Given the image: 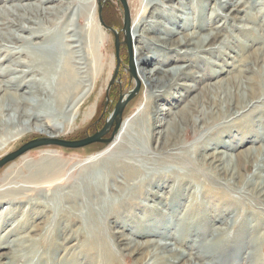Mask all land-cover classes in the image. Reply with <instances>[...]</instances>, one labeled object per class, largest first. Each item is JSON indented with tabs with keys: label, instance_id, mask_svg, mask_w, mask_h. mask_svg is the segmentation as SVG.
<instances>
[{
	"label": "rangeland",
	"instance_id": "1",
	"mask_svg": "<svg viewBox=\"0 0 264 264\" xmlns=\"http://www.w3.org/2000/svg\"><path fill=\"white\" fill-rule=\"evenodd\" d=\"M29 1L32 2V0H28V3ZM97 1L98 0H92V4L88 7V12L92 18V23L99 25L104 30V38L97 48L98 56L103 60L112 57L114 68L106 83H103V81V84L97 83L98 85H95L92 83L90 85V87L92 86L90 88V90H92L90 91L92 96L89 102H87L88 104L86 103L85 106L82 107L81 111L75 113L73 116L65 114L63 117V120H66L65 126H62L58 131L54 132V134L58 133L56 136H58L57 139L60 140L75 141L92 136L95 132L102 129L105 121L109 119L112 114L113 108L118 100L122 98V101H125L129 93L138 87V92L123 108L119 128H121L124 121L125 126L132 123L135 121L134 119L137 118L138 111L144 108L146 98L149 94L147 84L138 77L134 59V44L130 35V54L127 45L124 43L125 35L122 31L123 7L120 1L99 0L102 23H100L98 19L99 4ZM145 2L146 0H144L143 4H145ZM183 2V5H181V3H178L177 6L175 5L174 8H176V11L175 9H171L172 13L174 12L175 14L176 12V18L164 17L158 19L160 30L163 33L169 31V29L172 30V34L169 37L170 39H175L177 36H180L179 33L181 31H184V33L191 32V26H187V23L191 22L193 18L196 19V16L193 17V15H191L189 7L192 5V7H195L197 4L198 13H196L200 18L207 19L211 14L214 19L213 26L217 28H215L212 33L218 34L215 40V46H213L215 49L219 48V44L224 40H228V38L233 44L239 42V40H244V42H246V37L244 35H239L235 30L237 27H241V25L252 27L254 30L259 29L257 26L249 23H241V21L235 20L233 14L231 17L223 18L225 15L230 14V8H219L218 2L215 0L203 1L204 3L201 5L196 3V0H184ZM25 3H27V1L20 2L19 0H10L7 2L6 0H0V13L4 15L5 12L3 11H13V6H20ZM125 3L128 9L130 27V0H125ZM152 3H157L160 6L159 9L161 13H171L170 7L168 5H163L160 0H152ZM248 6L249 9L246 13L256 12L258 3L250 1ZM177 10H180V12H177ZM246 13H235V15L242 17ZM146 20L155 21L154 18L149 17ZM262 20L263 21L260 23H262L264 27V15ZM73 21L75 22L76 28L80 27L78 17H73ZM87 22L88 20L83 21V24H87ZM51 32L53 36L48 40L49 42L53 41L55 38L54 36L59 35L58 33H62V30L52 29ZM128 32L130 34V30H128ZM175 32L178 33L176 34ZM15 34L19 37H28L27 33L17 32ZM156 35L164 37L163 34L158 33ZM115 36L118 40V69L113 82H111L117 64L114 46ZM263 46L262 41L256 45V47L262 48ZM61 47H58L57 43L54 42V49H57V53L59 52V48L62 49ZM32 49L39 48H36V46H29L25 43H17L15 45L14 43L4 42L0 45V55L3 57L9 51H32ZM204 49L206 50L208 48ZM235 49L236 50L233 51L227 48H220L218 52L213 51L210 54L205 51L198 53L197 55L199 58L189 64L191 65L189 71L193 70L195 72L194 76L198 79L204 77L203 82L199 84L198 79H179L176 81L175 88L170 90L169 94H165L162 101H158L155 104L156 109L165 108L173 113H178L185 108L186 102L191 96L193 97L200 94V89L204 85L213 84L222 79L225 81L228 77H237V79L240 80H242L243 77H249L251 73L254 72L255 67L251 68L248 73H244V70L249 66V64L243 63L244 58L247 56V52H240V48L238 49L235 47ZM161 53L162 52H156L155 55L159 56ZM61 54V57L65 56V53L61 52ZM22 59L23 58L17 60L22 61ZM129 61H131L134 70L133 77H131L129 73ZM186 65L188 64H183V66ZM3 67L5 69H13L15 66L9 64V62L0 63V72L1 69H4ZM151 67L152 66H149L148 69ZM170 67H172V65H169L167 68L169 69ZM18 69H20V67ZM17 76L18 74L8 75L7 79ZM7 79L4 78V81H7ZM182 83L193 88L197 87V89L195 91H187L184 88L180 89L179 85ZM25 85L29 87V84ZM109 88H111L110 93H108ZM202 94L203 93H201V95ZM212 97L213 94L210 93V98ZM25 98L29 101H34V98ZM46 103L47 111L52 114V120L55 121V117L53 116H56L58 109L54 103L53 96ZM13 104L14 100L9 98V96L3 101L4 106ZM87 108L91 111L88 110L89 112L86 113ZM27 109L28 107H24L20 110L23 111ZM91 113V120H87V123H85V118H88ZM8 116H10V120L13 123L11 126L13 127L7 126L0 128V141L5 140L10 134H13V132L15 133L17 130H19V132L24 130V133L21 132L20 136L13 137L12 140L22 138L14 147L9 148L1 155L0 159L4 155L16 151L25 143L34 139L43 138V135L49 133L48 130H46V132L43 131L41 124L31 125L25 118H19L23 126L16 127L14 125L17 123V114L11 112ZM4 119V115H0V120L4 121ZM162 120H168V117L158 115L154 125H157V123ZM223 125L225 126L224 130H226L223 135H227L228 138L224 137V142H222V144L214 148L200 150L196 155L190 154L186 157L196 163V166L192 168V170L190 169L187 174L188 176L190 174L196 175L198 178L195 182L190 180V177L187 176L182 180V185H177V189L173 194L168 193L169 187L167 186L165 188L166 190L156 189L155 191H157V194L153 198H137V201L141 202L140 207L136 208V210H130L132 214L127 217L124 216L125 218L123 217V219L121 217L117 224L112 220L108 222L111 216L110 218L107 216L115 214L108 204L113 203V200L115 202L120 197L129 196L130 198L135 196V194L128 193L125 190L121 192L117 187L123 188V183L117 176H112L113 180H111V178L104 179V177H102L105 173H108L109 170V163H107V161L117 157H124L125 155L126 159L124 160H126V162L147 169V171L145 169V171L138 176V178H144L148 176V173L153 171L155 173H164L169 170L186 172V170L183 169L187 164L186 161L184 160L182 164L179 160H176L184 158L181 151L171 149L166 155H161L153 151V148L157 146L155 142L148 144V141H144L143 139H139L138 141L141 144H146L147 142L146 147H144L146 150L142 148L135 152L132 151V156L124 149L114 150V146L108 148L107 145L109 144L103 145V143H93L78 149H68L52 145L33 149L14 162L6 164L0 169V192L3 193L0 195V202L2 203L0 204V214H4V212L6 214L7 212L6 216L9 220L8 223L6 222L5 227L13 223L16 224L17 222L23 221L24 223L22 228L13 232L9 239H6L2 232L0 233V243L2 244L5 241L7 244L6 246H8L4 249L1 248L0 253L4 251L7 252L9 249L8 251L12 254H21L22 258L17 262L18 264H30L31 260L29 257L34 262L31 261V264H141L139 261L146 256L148 252L154 250L153 246H148L140 251L138 255L129 258L127 252L123 250L127 241L120 242L117 239V237H126L136 242L152 241L159 244L167 243L166 250L168 249L169 251L180 253L179 256L164 259L162 264H264V197L260 196V191L264 183L262 186H258L260 183L264 182V171L261 169L257 171L256 169L257 166H263L264 163L256 164V162L251 161L249 164H245L241 173L244 175L245 179H247L248 183H244L240 186L237 185L236 182L230 180L229 177L224 178L220 176L216 172L214 166L211 167L208 164L203 166L200 164L202 158L216 152L225 154L227 160L235 156L238 152L247 149H251L252 155L256 156L257 149L261 148L262 151L260 155H264V103L255 104L248 112L244 110V112H240L239 114L231 113L228 116L225 115L222 120L216 123L214 122L210 129L204 130L206 132L209 130L207 133L213 135L219 132L221 130L219 129L220 126L224 127ZM113 127L114 124L105 135L107 137L103 136V139L109 138ZM154 131L159 130L156 128ZM205 131L204 134L206 133ZM117 133L115 135H117ZM156 136L157 135L154 134L155 138ZM199 138L198 135L194 136V134L190 132L188 137L183 139L182 144L183 146L190 147L194 143H197V141H201ZM178 162H180L181 167L178 165ZM149 165L152 166L150 167ZM86 167L90 168L85 170L84 168ZM144 168L142 169L144 170ZM148 169H150V171ZM82 170H85V173L93 177L87 181L79 180L77 177ZM257 174L259 176H256ZM41 176L48 182L46 185L39 183L30 184L27 182L29 178ZM211 178L213 179L210 180ZM39 186L49 187L45 190L36 191ZM97 187L101 190L103 188L104 191L102 190L101 193L98 192ZM17 189H19L18 192L16 191ZM21 189H25L26 191ZM11 190L14 192H10ZM112 192L113 195L111 194ZM31 195L32 197H30ZM69 196L71 197L69 198ZM3 198H5L4 201ZM22 199L24 200L18 202ZM35 203L38 205L33 206ZM105 206L108 208H105ZM13 207L19 210L17 215H13L9 212V209ZM88 210H91V213H89ZM25 211L27 213H25ZM45 216H48V219ZM98 217L100 219H98ZM84 220L85 222H83ZM94 222L96 225L93 224ZM101 224H103V226ZM139 226L142 228L139 233L143 235L139 234L140 236H136L134 234L138 231L137 228ZM5 227L0 226V231ZM43 228L48 230L45 231ZM104 229L107 230L104 231ZM43 232L46 233L43 235ZM113 232H119L118 235L115 236L116 238L113 237V235L111 236ZM85 235H87L88 238ZM103 236L106 237L103 238ZM36 239L39 241H36ZM17 240L18 242H16ZM101 240L104 241L102 242ZM15 242L18 244L16 245ZM87 248L90 249L88 253ZM106 248L113 252L111 256L107 255ZM92 252H95V254H92ZM26 253L29 255L27 256ZM115 254L117 255L115 256ZM91 255H94V257ZM101 255H104L105 259L104 256ZM25 256H27V258ZM32 256L34 258H32ZM96 257H98V259ZM39 259H41L42 262ZM106 261L107 263H105Z\"/></svg>",
	"mask_w": 264,
	"mask_h": 264
},
{
	"label": "bare ground",
	"instance_id": "2",
	"mask_svg": "<svg viewBox=\"0 0 264 264\" xmlns=\"http://www.w3.org/2000/svg\"><path fill=\"white\" fill-rule=\"evenodd\" d=\"M6 1L9 2L10 0ZM19 1H27V3L22 4L20 6H13V11H3L5 12V16L0 13V45L4 42L14 43L15 45L17 43H25L29 46H36V48L39 49H32V51H9L3 57H1L0 55V63L3 64L4 62H9V64H13L15 66L13 67V69H5L3 67L4 69H1L0 72V115H4L5 118L4 121L0 120V128L7 126L13 127L11 126L13 125V123L10 120V116H8L9 113L12 112L16 113L18 116L17 123L14 126L22 127L23 125L20 123L21 120H19V118H25L28 123H31V125L41 124L44 132H46V130L49 131L47 135H43V138L57 139L58 136H56V134L58 133L54 134V132L58 131L62 126H65L66 120H63L65 114L73 116L75 113L81 111L82 107L85 106L87 102H89L92 96V94H90V91H92L90 90V88L92 86L90 87V85L92 83L96 85L97 83H102L103 81V83H106L114 68V62L112 57L103 60L98 56L97 48L99 47V43L104 38V30L99 25L92 23V18L88 12V7L92 4V0H32V2L29 1V3L28 0ZM160 1L161 3H163V5H168L170 7L169 9L171 13H161V10L159 9L160 6L157 3H152V0H146L145 4H143L144 0H130L131 22L129 27V35L134 44L135 67L138 73V77L141 78L147 84L149 94L146 98L144 108L138 111V115L136 114L137 118L134 119L135 121L130 124H127L126 126L124 121L121 125V128H119L117 135H115L113 141H111V143H109L107 147L110 148L114 146V150L124 149L129 154H131L132 151L135 152L138 149L140 150L146 147L147 142L146 144H141L138 141L139 139H143L144 141H148V144L151 142H155L157 146L153 148V151L157 152L158 154L166 155L168 151L174 149L181 151L183 153V157L186 158L190 154L196 155L200 150H204L206 148H214L224 142V137L228 138L227 135H223V133L226 131L224 130V123H222L224 124V127L220 126L219 129L221 130L213 135L211 133H207L209 130L207 132L205 131L208 128L210 129L214 122L216 123L217 121L222 120L225 115L228 116L231 113L239 114L240 112H244V110L248 112V110H250L255 104L264 103V46L263 48L256 47V45L261 41L264 45V27L262 23H260L263 21L262 17L264 15V0H215L218 2L219 8H230V14L225 15L223 18L231 17V15L233 14V18H235V20L241 21V23H249L259 28L257 30H254V28L252 27L250 28L241 25V27H237V29L235 30L239 35H244L246 37V42H244V40H239V42L233 44V42H230V39L228 38V40L222 41L219 44V48L216 49L213 46H215V40L218 34H213L212 32L217 27L213 26L214 19L211 14L207 17V19H202V17L200 18V16L197 15L198 4L195 7H192V5L191 7H189V10H191V15H193V17L196 16L197 20L193 18L191 22L187 23V26H191V32L184 33V31H181L179 33L180 36H177V38L175 39H170L169 37L172 34V30L169 29V31L163 33L160 30V23L158 19L164 17L176 18V12L175 14L174 12L172 13L171 9H175L176 11V8H174L175 5L177 6L178 3H181V5H183L184 0ZM196 1V3H199V5H201L204 3L203 1L207 0ZM250 1L258 3V7L256 12L253 11L250 13H246V11H248L249 9L248 5L250 4ZM177 12H180V10H177ZM235 13L246 14L242 17H238V15H235ZM73 17L79 18L80 27H75ZM148 17L154 18L155 21H147L146 19ZM87 20V24H83V21ZM52 29H61L62 33H58L59 35L54 36L55 38L53 37V41L49 42L48 40L53 36L51 32ZM17 32L27 33L28 37L16 36L15 33ZM158 33L163 34L164 37L157 36L156 34ZM175 33L177 34L178 32ZM54 42L57 43L58 47L62 46V49H58V53L56 51L57 49H54ZM234 46L238 49L240 48V52H247V56L245 55L246 57L244 58L243 63H247L249 64V66L246 70H244V73H248L251 68L255 67L254 72H252L249 77H243V79L241 78L242 80L237 79V77H228L225 81L222 79L221 81H218L216 83L204 85L200 89V94L198 93L199 95L193 97L191 96L189 100L187 99L188 101L186 102L185 108H183L178 113H173L169 109L165 108L156 109L155 104L158 101H162L165 94H169V91L175 88L176 81H178L179 79H198L196 76H194L195 72L193 70L189 71V67L191 66L189 64H191L190 62H193L199 58L197 55L198 53L205 51L210 54L213 51L218 52L220 48H227L234 51L236 50ZM204 48L208 49L205 50ZM61 52L65 53V56L61 57ZM156 52L162 53L159 56H156ZM20 58H23L22 61L17 60ZM185 63H187L188 65L183 66V64ZM169 65H172V67L168 69L167 67ZM149 66L152 67L148 69ZM19 67L20 69H18ZM13 74H18V76L15 78L10 77L9 79H7L8 75L10 76ZM4 78L7 79V81H4ZM203 80L204 77H200L198 79L199 84L200 82H203ZM25 84H29V87H26ZM179 87L180 89L184 88L187 91H195L197 89V87L193 88L184 83L180 84ZM110 90L111 88H109L108 93H110ZM201 93L203 94L201 95ZM210 93L213 94L212 98H210ZM7 96L14 100L13 105H3V101L7 99ZM52 96L54 98L56 108L58 109L56 116H53L55 117V121L52 120V114L47 111L46 106V102L51 99ZM25 97L34 98V101H29ZM24 107H28V109L21 111L20 109ZM88 110L91 111L89 108H87L86 113L89 112ZM158 115L168 117V120H162L157 123V125H154L156 117ZM91 116L92 113L89 115L88 118H85V123H87V120H91ZM156 128H158L159 131H154ZM204 131L206 132L205 134ZM21 132L24 133V130L20 132L19 130H17L15 133L13 132V134H10L9 137L6 136L8 138H6L5 140L1 139L2 141H0V156L3 155L9 148L14 147L16 143L21 140L22 137L12 140L13 137L20 136ZM190 132H192L194 136L198 135L201 141H197V143H194L190 147L183 146L182 141L183 139H186L188 137V134ZM154 134L157 135L156 138L154 137ZM261 151L262 149L258 148L256 151L257 155L253 156L252 150L247 149L245 151L238 152L235 156L229 158V160H227V156L225 154H222V152H216L202 158L200 164L203 166L206 164L210 165L211 167L214 166L216 172L220 176H223L224 178L229 177L230 180L236 182V184L240 186L244 183H248L247 179H245L244 175L241 173L245 164H249L251 161L256 162V164L264 163V155H260ZM184 158L176 160H179L182 164L184 163V160L186 161L187 164H184V168L182 167L184 170H186V172L169 170L164 173H155L152 170L153 172L148 173V176L144 178H138V176H140L146 168H140L126 162V160H124L126 159L125 155L124 157H117L113 158L110 161H107V163H109V170L108 173H105L106 175H103L102 173V177H104V179L111 178V180H113L112 176H117L123 183V188H117H119L121 192L125 190L128 193L135 194V196L130 198L129 196L120 197L115 202L113 200V203L108 204L115 213L114 215L107 216L109 218L111 216L108 222L112 220L115 224L119 223V219L121 217L123 219L124 216L127 217L132 214L130 210H136V208L140 207L141 202H138L137 198H153L157 194V191H155L156 189L166 190L165 188L168 186V193H175L174 191H176L177 185H182L183 183L181 182H183L182 180L184 179V177L188 176V171H190V169L192 170V168L196 166L195 161L191 159L189 160L188 158ZM180 162H178L179 166ZM149 166L151 167L152 165ZM89 168L90 167H86L84 169L87 170ZM142 168H144V170ZM256 169L257 171L259 169L264 171V165L257 166ZM148 170L150 171V169ZM84 171L82 170L78 174L77 178L79 180L87 181L93 177L88 175ZM256 176L259 175L257 174ZM188 177H190L189 179L194 182L198 178L194 174H190ZM212 179L213 178H211L210 180ZM27 182H29L30 184L39 183L44 185L48 183L42 176L29 178ZM263 183L264 182L260 183L258 186H262ZM48 187L49 186H39L36 191L45 190ZM102 190L98 188V192L101 193ZM16 191L18 192L19 189H17ZM10 192L13 193L14 191L11 190ZM2 194L3 193L0 192V195ZM111 194L113 195V192ZM260 196L264 197V186H262L261 188ZM30 197H32V195ZM70 197L71 196H69V198ZM4 199L5 198H3V201ZM23 200L24 199L19 200L18 202ZM0 204L2 203L0 202ZM35 205L38 204H33V206ZM85 207L87 208L86 204ZM106 207L107 206H105V208ZM18 211L19 210L14 207L9 209V212L13 215H17ZM90 211L89 213H91ZM25 213L27 212L25 211ZM6 215L7 212L6 214L5 212L4 214H0L1 227H5L6 222L8 223L9 218ZM98 219L100 218L98 217ZM83 222H85V220ZM23 223V221L17 222L16 224L13 223L8 227H5L4 229H1L0 233L2 232L4 237L6 239H9L11 238L13 232H16L20 228H22ZM93 224L96 225L95 222ZM101 225L103 226V224ZM141 229V226H139L137 228L138 231H136L134 235L138 236L140 234L139 231ZM44 230L47 231L48 229ZM106 230L107 229H104V231ZM44 233L46 232H43V235ZM118 233L119 232H113L111 236L113 235V237H115L118 235ZM104 237L106 236H103V238ZM117 239L120 242L127 241L123 250L127 252L129 258L138 255L139 252L145 249L146 247L153 246L154 250H151V252H148L146 256L141 258V260L139 261L141 264H162L164 259L180 255V253L172 252L168 249L166 250L167 243L159 244L157 242L152 241L136 242L131 238L128 239L126 237H117ZM36 241L39 240L36 239ZM16 242H18V240ZM17 244L18 243H16V245ZM6 245L7 244L5 241L2 244L0 243V249L7 248L8 246ZM108 248H106L107 255L111 256L113 252H111ZM87 249L88 253L90 249ZM8 250L7 252L4 251L0 253V264H18L17 262L22 258L21 254H12ZM26 254L27 256L29 255L28 253ZM92 254H95V252H92ZM116 255L117 254H115V256ZM27 256L25 257L27 258ZM92 257H94V255ZM32 258L34 257L32 256ZM96 258L98 259V257ZM29 259L32 261L30 257ZM105 263H107V261Z\"/></svg>",
	"mask_w": 264,
	"mask_h": 264
},
{
	"label": "water",
	"instance_id": "3",
	"mask_svg": "<svg viewBox=\"0 0 264 264\" xmlns=\"http://www.w3.org/2000/svg\"><path fill=\"white\" fill-rule=\"evenodd\" d=\"M119 1L123 7V28H122V31L125 35V37H124L125 42L124 43L127 45V48L129 50V54H130V39H129V32H128V30H129L128 9H127L125 0H119ZM97 3L99 4V0L97 1ZM98 19H99L100 23H102L101 18H100V4H99V17H98ZM114 46H115V51H116L117 64H116V70L114 72V75L112 76L111 82H113L115 75L117 73V69H118V58H117L118 57L117 56L118 40H117L116 36H115ZM129 73H130L131 77L134 76V70H133L131 61H129ZM137 92H138V87H136L135 89H133L132 92L129 93V96L125 101H122V98H120L118 100V102L116 103V105L114 106L112 114L110 115L109 119H107L105 121L102 129L95 132L92 136H88L84 139L75 140V141H64V140H59V139H48V138H39V139L31 140V141L25 143L24 145H22L21 147H19L16 151L4 155L0 159V169L8 163L14 162L16 159L20 158L21 156H23L27 152H29L33 149L39 148V147H43V146H52L53 145V146H59V147L68 148V149H78V148L86 147V146L91 145L93 143H103V145L109 144L113 140L114 135L118 131L124 106L126 105V103L130 99L133 98V96ZM113 124H114V127L112 129V132L110 133L109 138L103 139V136H105L110 131V128L112 127Z\"/></svg>",
	"mask_w": 264,
	"mask_h": 264
},
{
	"label": "flooded vegetation",
	"instance_id": "4",
	"mask_svg": "<svg viewBox=\"0 0 264 264\" xmlns=\"http://www.w3.org/2000/svg\"><path fill=\"white\" fill-rule=\"evenodd\" d=\"M105 137H107V136H105Z\"/></svg>",
	"mask_w": 264,
	"mask_h": 264
}]
</instances>
